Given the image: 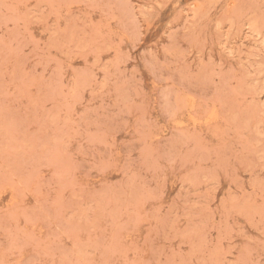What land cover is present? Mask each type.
I'll return each instance as SVG.
<instances>
[{
  "label": "rangeland",
  "instance_id": "obj_1",
  "mask_svg": "<svg viewBox=\"0 0 264 264\" xmlns=\"http://www.w3.org/2000/svg\"><path fill=\"white\" fill-rule=\"evenodd\" d=\"M0 264H264V0H0Z\"/></svg>",
  "mask_w": 264,
  "mask_h": 264
}]
</instances>
